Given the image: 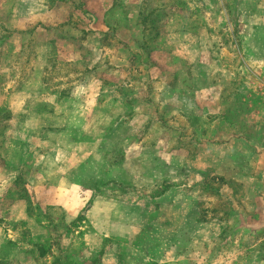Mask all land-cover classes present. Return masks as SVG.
<instances>
[{
  "label": "crops",
  "instance_id": "crops-1",
  "mask_svg": "<svg viewBox=\"0 0 264 264\" xmlns=\"http://www.w3.org/2000/svg\"><path fill=\"white\" fill-rule=\"evenodd\" d=\"M182 1L185 10L170 18L168 27L157 33L148 49L154 66L160 67L168 59V66H187L189 72L196 73H175V84L167 87L174 98L168 102L172 111L167 114L194 121L192 129L198 132L194 135L189 134L187 126H178L175 119L165 125L155 122L160 109L152 111L149 122L144 106L153 102L148 98L135 108H126L121 101L117 104L109 84L93 71L92 67L100 61L98 52H105L110 64L113 53L96 44L91 46V41L82 44L79 38L85 35L95 39V22L103 17L105 9L100 16L96 6L90 7L91 0H84L81 6L77 3L82 0H0L1 4H10L6 16L13 20L14 27L5 26L10 42L23 41L26 35L43 37L59 32L60 39L34 46L36 63L47 65L49 49L62 57L70 54L75 66L84 67L79 75L86 74V78L77 82L86 84V94L92 101L90 108H84L89 112L88 121L79 124L69 118L80 114L82 95L75 94L71 105L63 108H59L65 99L60 92L40 91L39 97L28 91L9 95L6 124L13 130L4 137L8 142L20 143L30 155L26 154L29 161L25 158L28 162L24 196L14 194L7 211L8 220L21 225L33 244L15 252L18 264H264V251L256 250L257 242L264 244V238H256L258 230L264 231V97L256 86L262 77L243 80L239 73H231L218 55V48L214 53L216 46L208 38L213 31L208 24L197 32L198 27L194 31L186 29L185 19L195 18L198 6L196 2ZM220 1L231 4L233 34L249 36L247 40L240 39L245 66L264 70V59L254 56L260 42L254 36L264 40V0ZM61 3L76 5V11L71 7L72 19L87 20L88 28L79 29L72 24L57 27L58 31L49 27L48 19L54 17L53 5ZM223 8L222 16L229 18V10ZM5 24L0 14V35ZM100 29L104 38L110 33L107 26ZM191 38L194 41L189 44ZM1 42L0 50L4 45ZM208 47L215 58L210 59ZM23 48L26 49L23 44L12 48L8 43L9 55L14 56ZM10 49L16 52L10 53ZM86 50L89 57L92 54L88 61L81 57ZM214 65L218 66L216 72L209 74ZM225 84L232 86L231 91L224 90ZM119 91L122 93V87ZM37 99L50 105V121H45L47 114L36 112L43 104L30 107V101L39 103ZM103 101L104 106L110 107L101 106ZM17 124L23 126L21 130ZM50 128L55 133L48 132ZM97 130L94 137L85 133ZM161 131L178 134L179 138L162 139ZM51 134L60 136L52 140ZM113 141H117L114 146L119 149H110ZM106 156L117 157L132 182L147 181L152 185L135 186L138 189L121 199L100 192L96 185L113 175ZM148 164L152 166L149 170ZM6 166L0 153V173L4 172L6 179L0 180V191L7 184L8 193L15 186L18 170ZM209 182L219 185L214 193L228 201L231 220L218 216L198 219L201 196L207 194L205 185ZM229 225L234 228L232 240L225 234ZM51 226H60V234L55 236ZM240 229L247 230V235H241ZM8 239L15 241L14 236H7L0 229V248ZM231 241L236 246L246 241L249 250H221V244ZM33 247L43 251L37 252ZM242 257L247 260L242 262Z\"/></svg>",
  "mask_w": 264,
  "mask_h": 264
},
{
  "label": "rangeland",
  "instance_id": "rangeland-1",
  "mask_svg": "<svg viewBox=\"0 0 264 264\" xmlns=\"http://www.w3.org/2000/svg\"><path fill=\"white\" fill-rule=\"evenodd\" d=\"M83 2L84 0H82V2L80 3L78 2L77 6H81V4L83 5ZM189 2L190 4L196 2L198 8L194 10L196 13L195 18L193 17L185 19L186 29L194 31L198 27L196 29L197 32L200 27H204L206 24H208V27L213 31V34L209 35L208 38L211 44L216 46V48L214 49V53L216 54L218 48V55L223 60V62H225L226 68L228 67L227 69L233 74L239 73L238 76H240V78H243V80H245L246 78L256 80V78L262 77L256 81V86L257 91L261 94V96L264 97V70L251 69L250 67L245 66V55L243 54V50L241 49L240 39L244 37V40H247L249 36L245 35L241 37V35L239 36L233 34L231 4L224 3L223 5L220 0H189ZM54 5V17L50 16V19H48L49 27L54 28L58 31L59 28L61 29L64 26L72 27V24H75V27L79 29L88 28L87 20L72 19L73 17L71 14L73 11L71 7H75L74 11H76L75 3V6L71 7L68 4L64 6L62 3L56 4L55 6ZM0 6V14H2V19L7 23L2 27L3 32H1L2 34L0 35V41H2L1 45L4 44L0 50V110H4L8 106V100L10 98L9 95L11 92L28 91L36 93V95H34L36 97H39L38 92L40 91H43L45 93H61L62 91H65L67 96L64 100H62L61 103H59V108L70 106L75 94L82 95L80 98V103L78 105L80 106V114L69 119H72L74 123H86L89 119V112L84 108H90L92 101L88 99L89 95L86 94V92L88 91L86 84H84L82 81L77 82V80H84L86 78V74L79 75L80 72H84V67H78L77 65L75 66V62L72 61L70 54L62 57L61 54L57 55L56 53H54V50L52 49H49L46 52V56L49 61L47 62L46 66H40L36 63L37 60L34 46L36 44L44 45V43L42 42L45 41L47 43V41L49 42V39H60V36L58 34L59 32L53 31L51 32V34H45L43 37L26 35L24 36V42L21 40L10 42V40H8V32L5 33V31H7V29H5V26L14 27V23H12L13 20L9 21L6 16L10 4L0 3ZM95 6L97 7L98 14L100 13V16L103 15L104 9L106 10L103 15L104 18L98 17L95 22L97 23L98 27L97 36H95V39H93V36H87L86 38V36L83 35L79 38V40L82 42V44H87L89 41H91L89 42L90 44L93 43L91 44V46L96 44L97 48L100 47L101 49H111V52L113 53V61L111 62V64L108 62V58L105 56V52L101 51L96 54V56L100 58V61L97 63V67L92 68L93 71L95 70L94 72L97 76H101V79L109 84L107 86L109 87V90L112 91L111 95L113 94V96L115 97L114 100L117 101V104H120L121 101L122 105H124L126 108H135L136 106L141 105V103L145 101V98H148V100H152L153 102H148L144 106L146 112L145 117L148 120L153 118V115H151L153 110L157 112V110L160 109L161 114H155L157 115L155 117L156 119H158L160 124L165 125L169 122L170 119L171 121L175 119L178 126L184 125L189 128V134L194 135L195 133H198L192 129L196 125L194 121L185 120L184 118L182 119L181 117H178V115L170 116L169 114H167L169 110L172 111V109L168 107V102L173 98V95L171 96V94H168L169 91L167 90V87L169 85L171 86L175 84L173 82V79H175V73L188 75L191 71L189 72L187 66L177 68H172L170 67V65L168 66V59H166V61L163 60L164 63H160V67L154 66L151 63L153 60L152 54L149 57L150 52L148 49V46L152 44V41L154 40V37L157 35V33L159 31L164 32L165 28L168 27L167 23L170 18L173 15L180 14L185 10L183 1L96 0V2L94 3V1L91 0L90 7L94 8ZM224 6L227 8V10H229V18H227L226 16H222L221 14L223 12ZM104 26H107L110 31V33H107L105 38L102 34V30H99L100 27L103 28ZM42 38L44 39L43 41H41ZM254 39L260 41L257 42L254 56L257 59L262 60L264 59V40L262 36H254ZM93 40L95 43L93 42ZM192 41H194L193 38L190 39L189 44ZM203 41L210 44V42L206 39ZM8 43L12 45V48H15V44L19 46L23 44V47L26 46V49L23 48L22 50H19L17 52L16 49L15 51L13 49H10V53H16L14 54V56L9 55ZM82 47L84 49L88 48L87 46ZM208 49L209 53L211 52L210 59L215 58V56L213 55V51H211L209 47ZM87 51L88 50H86V52L83 51L84 56L81 57L86 58L88 61L90 58L92 59V54L91 57H89ZM2 53H4L5 55H3ZM107 54V56L110 55L109 53ZM121 60L124 62V64H121ZM127 60H129L128 64H126ZM217 67H215L214 65L208 71L209 74L213 71L215 73ZM191 74L196 73L191 72ZM10 80H13V82H8ZM225 86V91H231L232 86L230 84H225ZM120 87H122V90L124 92L122 91V93H120ZM120 94L123 95L122 98ZM37 100H40L39 103L30 101V107H33V104H43L44 106H39V108L42 109L41 111H43L42 113L44 115L47 114L45 110H52L49 104L40 103L43 99ZM104 104L105 103L103 101L100 105L104 106ZM104 107L108 108L110 107V105ZM92 116L94 118V114ZM158 117L160 118V120ZM6 119V116H0V153L3 160L5 161V164L10 167L9 169H13V171L14 169H17V173L21 175L20 180H23L25 178V173L27 170L26 162H28L30 159V157L27 156L29 155V153L26 152V149L20 143H13L10 141L8 142L6 140V137L4 136L6 135L7 131L12 132L13 130L10 126L8 128ZM21 120L19 121V124ZM19 124H17L16 127L17 129L21 130L23 126H20ZM98 132L99 131L97 130L96 133L95 131H86L85 133H90V136L92 135L94 137L96 134H98ZM61 133H64V131H62ZM128 134H130V131L126 132V135ZM160 134L162 139H170L171 141H174L175 138H179L178 134H175V136L174 134L165 131H161ZM148 135V137L152 136V132H149ZM58 136L54 134L50 135L52 140L56 139L55 137ZM63 137L65 136L63 135L61 138ZM115 138L116 136H113V139ZM116 143L117 141H113V143L109 145L110 149H119V147L114 146ZM109 153L111 152L108 151V154ZM26 157L28 161H25ZM106 158L108 159V164L113 171V175L104 177V179L101 181V185H96V189L102 193H105L108 197L121 199L125 197L127 193H130V191H132L133 189H138L135 186L147 188V186L149 187L150 185H152V183L147 181L132 182L131 179L127 177L126 167L124 168V165H121L117 157L113 156L109 159V157L106 156ZM151 167L152 166L148 164L146 166V169L149 170ZM145 171L147 172V170ZM4 175V172L0 173V180L6 181L5 177H3ZM136 175L137 174L134 173V176ZM18 184L21 185L22 182L19 181ZM18 184L16 183V186L10 189L8 193L6 192V188H10V186L8 187L7 184L5 185L4 191H0V224L3 227L0 229L4 230V233L7 236H14L15 239V241L11 239H8L7 241L5 240L6 242H4V244L1 246L0 264H18V262H16L14 259L15 252L23 246L30 245L32 247L33 245L28 232L21 225L13 224L7 218V211L10 208L13 199L16 197H14L13 195H19V193H21V189H24L23 185L20 186ZM218 186L219 185H216L215 183H206L205 189L208 191L207 194L201 196L200 207L202 209L201 215L198 216V219L205 221L207 220V218H215L216 216L224 220H227L229 217L231 218V216L229 215L230 213H228V201L224 197H220V195H215L216 193H214V191L218 190ZM236 188L237 185L235 186V189ZM15 189L16 191H13ZM142 195L144 194L142 193ZM246 215L249 216L250 214L246 213ZM240 230L241 235L246 234L247 230H243V232L242 229ZM52 232L55 236H57L61 232V227H52ZM233 232L234 228L231 225L225 228L227 239H233ZM256 238L258 241L264 238V231L258 230ZM245 242L246 241H243L241 244H237V246L236 243L234 244L232 241L226 242L224 244H221V250L232 251L233 248L235 250L237 249L239 251L247 252V250H249L250 244L248 245V243ZM263 246V243L261 244L257 242L256 250L264 251ZM32 249L38 250L37 252H40L42 250V248L40 247H33ZM241 260L242 262H244L247 259L242 257Z\"/></svg>",
  "mask_w": 264,
  "mask_h": 264
},
{
  "label": "trees",
  "instance_id": "trees-1",
  "mask_svg": "<svg viewBox=\"0 0 264 264\" xmlns=\"http://www.w3.org/2000/svg\"><path fill=\"white\" fill-rule=\"evenodd\" d=\"M151 56V54H149V57ZM150 63V62H149ZM153 65H154V62H153V60H152V62H151ZM61 94H62V97L63 98H65L66 96H67V94L65 93V91H62L61 92ZM42 109L41 108H37L36 109V112H38V113H41V115L43 114L42 112L43 111H41ZM45 112L47 113V115H48V117H47V119L45 120L46 122H48V121H50V119L52 118V110L50 111H46L45 110ZM2 115H4V116H6V118H7V116H8V114H7V110L6 109H4V110H0V116H2ZM159 118V117H158ZM159 120H160V118H159ZM155 122H158L159 123V121H158V119H156L155 118ZM48 132H53V133H55L54 131H53V128H50L49 129V131ZM21 175L20 174H18L17 175V178H16V181H15V186H16V183L18 184L19 183V181L20 182H22V184L21 185H23V182H24V180H20L21 179V177H20ZM18 185H20V184H18ZM20 185V186H21ZM19 193V192H18ZM16 195V194H15ZM17 196H19V197H21V196H24V189H21V193H19V195L17 194ZM43 250H41L40 251V253L42 252Z\"/></svg>",
  "mask_w": 264,
  "mask_h": 264
}]
</instances>
